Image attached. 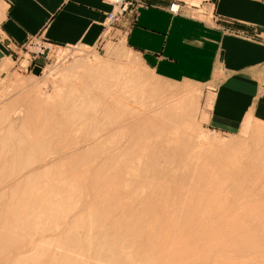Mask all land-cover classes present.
I'll use <instances>...</instances> for the list:
<instances>
[{
    "label": "rangeland",
    "instance_id": "obj_1",
    "mask_svg": "<svg viewBox=\"0 0 264 264\" xmlns=\"http://www.w3.org/2000/svg\"><path fill=\"white\" fill-rule=\"evenodd\" d=\"M41 44L47 52L37 72L24 70V63L0 77V99L8 101L0 111V211L26 210L28 196L59 193L71 199L53 203L63 204L43 217L47 224L40 213L48 206L37 207L41 220L15 230L24 240L14 241L10 250L0 245V264L15 245L25 248L40 235L51 234L50 240L60 233L64 239L47 240L41 246L46 252L36 250L29 264H44L58 253L76 264H101L100 259L102 264H264L263 121L246 117L231 130L208 125L210 83L157 74L144 55L126 46L115 26L92 48ZM101 67L104 71L96 73ZM152 134L163 136L150 139L157 138V146L149 141ZM138 148L146 153L144 160ZM19 195L26 201L19 203ZM2 219L4 230L20 225ZM68 234L84 247L71 244ZM41 237L38 242L47 239Z\"/></svg>",
    "mask_w": 264,
    "mask_h": 264
},
{
    "label": "crops",
    "instance_id": "obj_2",
    "mask_svg": "<svg viewBox=\"0 0 264 264\" xmlns=\"http://www.w3.org/2000/svg\"><path fill=\"white\" fill-rule=\"evenodd\" d=\"M167 2L145 0L123 16L115 29L126 46L161 76L210 83L208 125L231 130L246 117L264 122V0H200L175 15ZM109 8L104 0H0V77L24 63L37 72L41 56L22 58L34 35L50 46L92 48L105 35ZM6 104L0 99V111Z\"/></svg>",
    "mask_w": 264,
    "mask_h": 264
},
{
    "label": "bare ground",
    "instance_id": "obj_3",
    "mask_svg": "<svg viewBox=\"0 0 264 264\" xmlns=\"http://www.w3.org/2000/svg\"><path fill=\"white\" fill-rule=\"evenodd\" d=\"M189 7H194V5L191 4ZM107 30H108V29H105V33H107ZM97 68H98V67H97ZM93 69H94V68H93ZM103 71H104V70H103V68L101 67V68L97 69L96 73H101V72H103ZM96 115H97V114H96ZM74 116H75V115H74ZM93 117H95V116L93 115ZM99 117H100V116H99ZM99 117H98L97 121L95 120L96 122L92 121V122L94 123V125H96V123H97L98 121H100V118H99ZM152 117H153V116H152ZM149 118H150V117H149ZM153 118H154V117H153ZM153 118H152V119H153ZM88 119H89V118H88ZM155 119H157V118H154V120H155ZM145 120H146V119H145ZM148 120H149V119H148ZM101 121H102V120H101ZM129 121H130V120H129ZM157 121H158V120H157ZM82 122H83V121H82ZM108 122H109V121H108ZM119 122H120V121H119ZM127 122H128V121H127ZM158 122H159V121H158ZM89 123H90V122H89ZM99 123H101V122H99ZM104 123H105V122H104ZM116 123H117V122L115 121V124H116ZM136 123H137V122H136ZM143 123H144V122H142V124H143ZM105 124H106V123H105ZM105 124H104V125H105ZM108 124H109V123H108ZM111 124H114V122H112ZM111 124H110V125H111ZM120 124H121V122H120ZM123 124H124V122H122V125H123ZM129 124H130V123H129ZM129 124H128V125H129ZM137 124H138V123H137ZM140 124H141V123H140ZM147 124H148V123H147ZM159 124H161V127H162V128H165V126H167V125H163L164 123H162V121H160ZM92 125H93V124H92ZM97 125H98V123H97ZM106 125H107V124H106ZM117 125L119 126V124H117ZM124 125H125V124H124ZM124 125H123V127H124ZM138 125H139V124H138ZM148 125H150V124H148ZM154 125L156 126V124H154ZM168 125H169V124H168ZM120 126H121V125H120ZM120 126H119V128H122V126H121V127H120ZM126 126H127V125H125V127H124L123 130H125ZM130 126H132V125L130 124ZM135 126H136V125H135ZM145 126L147 127L146 123H145V125H144L143 127H142V125H141L142 128H144ZM171 126H172V125H171ZM109 128H110V127H109ZM119 128H118V130H119ZM134 128H135V127H134ZM166 128H167V127H166ZM168 128H169V127H168ZM115 129H116V128H115ZM128 129H130V128H128ZM151 129L155 130V128H153V127H152ZM109 130H111V128H110ZM116 130H117V129H116ZM121 130H122V129H121ZM126 130H127V129H126ZM130 130L132 131V129H130ZM140 130L144 133V131L147 130V128H145V130H144V129H143V130L140 129ZM111 131H113V133H114V135H115L114 130H111ZM128 131H129V130H128ZM148 131H150V130H148ZM99 132H100V131H99ZM122 132H123V131H122ZM142 132H140V133H142ZM146 132H147V131H146ZM146 132H145V135H146V136H148V135L150 136V135H151V134H149V133H148V135H147ZM156 132H157V130L154 132V135L159 134V135L161 136L160 133H158V132L156 133ZM174 132H175V131H174ZM174 132H173V133H174ZM127 133H128V132H127ZM150 133H151V131H150ZM173 133H172V134H173ZM122 134H123V133H122ZM110 135H111V134H110ZM137 135H138V134H137ZM159 135L153 137V134H152V136H151L150 138L148 137V138H149V141H150L151 138H155V137H159V139H163V136H162V138H160ZM119 136L121 137V135H119ZM109 137H110V136H109ZM142 137H143V136H142ZM180 137H181V136H180ZM85 138H86V137H85ZM85 138H84V139H85ZM100 138H101V137H100ZM84 139H83V140H84ZM153 140H155V142H154V141H152V142L156 144V140H157V138H156V139H153ZM143 141H144V140H143ZM145 141H147V140H145ZM149 141H147L148 144H150ZM175 141H176V140H175ZM127 142H128V141H127ZM150 142H151V141H150ZM152 142H151V143H152ZM81 143H82V142H81ZM147 143L145 142V144H147ZM141 144H142V143H141ZM145 144L142 145V147H144ZM76 145H77V144H76ZM81 145H83V143L80 144V145L75 146L74 148H77V147H79V146H81ZM152 145H153V144H152ZM157 145H158V144H156V145H154V146H157ZM173 146H174V145H173ZM142 147H141V152H143V151H142ZM148 147H149V146H148ZM148 147H147V148H148ZM150 147H151V145H150ZM125 148H126V147H125ZM128 148H130V147H128ZM139 148H140V147H139ZM139 148H138V150H139ZM147 148H146V149H147ZM151 148H153V146H152ZM78 149H79V148H78ZM80 149H81V148H80ZM153 149H154V148H153ZM130 150H131V149H130ZM148 150H149V149H148ZM157 150H158V149H157ZM73 151H74V152H77V151H75L74 149H73ZM122 151H123V153H124V152L126 151V149H124V150L122 149ZM127 151H128V150H127ZM133 151H134V150H133ZM145 151H146V150H145ZM154 151H155V150H154ZM261 151H262V150H261ZM129 152H130V151H129ZM139 152H140V150H139ZM141 152H140L141 157L139 156L140 158H142L143 155L146 154V153H145V154L142 155ZM149 152H150V151H149ZM159 152H160V151H159ZM170 152H171V151H170ZM127 153H128V152H127ZM143 153H144V152H143ZM147 153H148V152H147ZM151 153H152V152H151ZM156 153H158V152H156ZM171 153H172V152H171ZM77 154H78V152H77ZM135 155H136V154H135ZM135 155H134L133 157H135ZM136 156H137V155H136ZM145 156H146V155H145ZM145 156L142 158V160H144ZM152 156H153V155H152ZM139 157H136L137 160H139V159H138ZM136 158H135V159H136ZM130 159H131V158H130ZM132 159H134V158H132ZM140 160H141V159H140ZM152 160H153V157H152ZM187 160H188V159H187ZM187 160H186V161H187ZM131 161H132V160H131ZM154 161H155V160H154ZM147 162H148V161H147ZM182 162H183V161H182ZM145 164H146V163H145ZM154 164H155V163H154ZM155 165H156V164H155ZM162 165H163V164H162ZM129 166H130V164H129ZM129 166H128V168H129ZM145 166H146V165H145ZM153 166H154V165H153ZM157 166H158V165H157ZM157 166H156V167H157ZM138 167H139V166H138ZM44 168H45V167H44ZM130 168H131V167H130ZM132 168L134 169V167H132ZM144 168H145V167H144ZM189 168H190V167H189ZM140 169H141V168H140ZM231 171H232V170H231ZM156 173H157V172H156ZM26 175L29 176V174H26ZM30 176H31V175H30ZM30 176H29V178H30ZM145 177H146V176H145ZM32 179H34V178L32 177ZM27 180L29 181V179H26V181H27ZM30 180H31V179H30ZM38 180H39V179H38ZM35 181H37V177H35ZM35 181H34V182H35ZM62 181H63V180H62ZM37 182H39V181H37ZM65 182L67 183L68 181H65ZM23 183H26V182H23ZM29 183H30V181H29L27 184H25V186L28 185ZM31 183H33V181H31ZM39 183H41V182H39ZM39 183H38V184H39ZM49 183H50V182H48V183H46V184L49 185ZM63 183H64V182H63ZM20 184H21V182H20V183H19V182L17 183L18 187L20 186ZM36 184H37V183H36ZM36 184H35V185H36ZM44 184H45V183H44ZM46 184H45V187H44V185H42V187H43L44 189L46 188ZM21 185H22V184H21ZM39 185H40V184H39ZM58 185H59V184H58ZM62 185H63V184H62ZM66 185H67V184H66ZM18 187H17V188H18ZM42 187H41V188H42ZM15 188H16V186H15ZM17 188H16V189H17ZM16 189H15V190H16ZM19 189H20V188H19ZM19 189H17V190H19ZM22 189H24V188H22ZM49 189H50V190L53 189L54 192H55V191H56V192L60 191V190H59V189H60L59 187H58V191L55 190V189H57V188H54V185H51ZM120 189H121V188H120ZM10 190H11V189H10ZM15 190H14V191H15ZM17 190H16V191H17ZM24 190H25V189H24ZM66 190H67V189H66ZM68 190H69V189H68ZM22 191H23V190H22ZM46 191L50 192L49 190H46ZM56 192H55V193H56ZM62 192H63V191H62ZM14 193H15V192H14ZM18 193H20V192H18ZM18 193H16V194L18 195ZM70 194H71V193H70ZM17 195H16V196H17ZM61 195H62V194H61ZM61 195H60L59 193H58V195H52V196H50V197L45 196V195H43V197H36L37 195H34V196H35L34 198H30L31 196H30V197L28 196V197H26V198H27V202H28V200H29V201H31V203H30V204L27 203V204H29V205L26 204L27 207H28L26 210L24 209V211L21 210V211H18V212H12L11 209L8 210V206H7V209H6V210L4 209V211H0V214L2 213V214L0 215L2 218H3V217H4V218H5V217H9L10 220L13 219V216H15V217L18 218L17 221H15L17 218H16V219L14 218L15 220H12V221H11V224H14L15 222H16L15 224H17V222H19V224H20V225H19L20 228H19V226L16 225V226H17L16 229H14L15 226L12 225V226L14 227V228H13L14 230H10L11 227H10L9 230H8V228H7V230H4V228H2L3 226H2V227L0 226V227H1V230H0V245H2L1 247H2V248H5V250H10L9 247H12V246H13V242H14V241H15V242H16V241H21L22 237L24 236L23 233H21V230H22L21 228H22V226H23V227L27 226L26 228H28V225H30V224L32 225L33 223L35 224L36 222H39L41 219H42L41 221H43V219H45L46 224L49 223V222L46 221V220H48V219L43 218V217H46V215H50L49 212L52 213L53 211L56 212V210H58V207L60 206V203H62V202H60L59 204L56 203L58 206H57L56 204H53V203H55L56 200H57V201L62 200V198H64V197H61ZM64 195H65V193H64ZM20 196H21V195H19L17 198H19ZM70 196H71V195H70ZM32 197H33V196H32ZM23 198H24V199H23ZM23 198H21V200H25V201H26L25 197H23ZM66 198L68 199V197L65 196L64 199H66ZM70 199H71V198H70ZM70 199H68V200H70ZM19 200H20V198H19ZM19 200H18V201H19ZM21 200L19 201V203L21 202ZM34 202H35V203H34ZM65 202H66V201H65ZM19 203H18V204H19ZM21 203H22V202H21ZM32 203H34V204H32ZM48 204H51V205H48ZM62 204H63V203H62ZM19 205H20V204H19ZM15 206H16V207H19L17 204H16ZM40 206L42 207V209H43V208L46 209L45 206H48V207H49V208L47 207L48 210L46 209L45 211L38 210V211H40V212L42 211V213H40V214L42 215V216H41V217H42L41 219H40V217H39V213L36 212L37 209H41ZM2 207H3V206H2ZM20 207H21V205H20ZM37 207H39V208H37ZM3 208H6V207L4 206ZM3 208H2L1 210H3ZM36 208H37V209H36ZM19 209H20V208H19ZM89 209H90V208L87 209V212H88ZM48 211H49V212H48ZM89 211H91V214H94V213L92 212V209L89 210ZM46 212H47V213H46ZM95 212H96V211H95ZM56 213H57V212H56ZM66 213H67V212H66ZM78 213H79V212H78ZM89 214H90V212H89ZM89 214L87 213V215L90 216V218H93V215H92V217H91V214H90V215H89ZM64 215H65V214H64ZM77 215H78V214H77ZM81 215H82V212H81ZM106 215H107V214H106ZM10 216H12V218H11ZM103 216H104V215H103ZM103 216H102L101 218H103ZM49 217L51 218V220H53V217H51V216H47V218H49ZM78 217H80V215H79ZM78 217H77V218H78ZM2 218H1V219H2ZM50 218H49V220H50ZM101 218H99L98 220H100ZM1 219H0V220H1ZM37 219H40V220H37ZM108 219H109V218H108ZM2 220H3V219H2ZM4 220H5V219H4ZM35 220H36V222H35ZM98 220H97V223H98ZM8 221H9V220H8ZM8 221H7V222H8ZM13 221H14V223H13ZM64 221H65V220H64ZM107 221H108V220H107ZM45 222H41V224H42V223H45ZM3 223H6V222L4 221ZM3 223H2V224H3ZM37 224H38V223H37ZM41 224L38 225V227H39V226L41 227V226H42ZM55 224H57V223H55ZM31 225H30V226H31ZM10 226H11V225H10ZM69 226H70V225H69ZM69 226H68V227H69ZM38 227H37V228H38ZM40 227H39V228H40ZM68 227H67V228H68ZM31 228H32V227H31ZM39 228H38V229H39ZM42 228H44V226H42L41 229H42ZM45 228H46V227H45ZM45 228H44V229H45ZM17 229H18V231H19V229H21L19 233H21L22 236L20 235V236H21L20 238H19V236L14 235V232H15V230H17ZM28 229H30V228H28ZM48 229H49V227H48ZM69 229H70V228H69ZM2 230H3V231H2ZM32 230H33V229H32ZM1 231H2V232H1ZM8 231H9V232H8ZM39 231H40V233L43 232V230H40V229H39ZM57 231H59V230L57 229ZM57 231H56V233H57ZM70 231H71V230H70ZM70 231H69V232H70ZM6 232H8V233H6ZM22 232H24V230H23ZM49 232H50V231H49ZM81 232H82V231H81ZM97 232H99V230H97ZM106 232L108 233L107 228H106ZM34 233H35V231L33 230V234H34ZM50 233H51V232H50ZM56 233H52V234H56ZM11 234H13V236H12ZM38 234H39V233H38ZM57 234H58V233H57ZM62 234H63V233H62ZM93 234H94V233H93ZM50 235H51V234H50ZM50 235H48V236H50ZM68 235H69V239H70V238H73L70 234H68ZM25 236H26V235H25ZM30 236H31V235H30ZM48 236H42L43 238H44V237H47V239H44V240H43L42 237H41V235H40L42 241H39V242H38L37 240H39L40 237H39V239H37V240H35V241H32L33 239L31 238L32 240L30 239V241H32V242H30L29 245H27V247H25V248L20 247V245H22V244H20L18 248H16L17 246L15 245L14 248L17 249V250H15V252H12L11 256H10V255L8 256V258H7V260H6L7 262H5V264H6V263H7V264H29V261H30V260H33V257H34L33 255L36 254V250H39V248H40V249H41L40 251L46 252L45 250H42L43 248H41V246H43V245L47 242V240H49V239H48V238H49ZM52 236H53V235H52ZM52 236H51V237H52ZM54 236H55V235H54ZM54 236H53V239H54V240H57V242H59V241H60L59 237L62 238L63 235L61 236V233H60L59 235H56L57 237L59 236L58 238L56 237V239L54 238ZM70 236H71V237H70ZM33 237H34V236H33ZM35 237H36V236H35ZM23 238H24V237H23ZM51 239H52V238H50V240H51ZM53 239H52V240H53ZM58 239H59V241H58ZM62 239H64V238H62ZM62 239H61V243L64 241V240L62 241ZM66 239H67V238H66ZM69 239H68V240H69ZM22 240H24V239H22ZM50 240H49V241H50ZM68 240H67V241H68ZM71 240H72V239H71ZM71 240H69V241H71ZM82 240H83V239H82ZM69 241H68V242H69ZM73 241H75V242H73ZM15 242H14V244H15ZM68 242H66L67 244H66V243H64V244H66L67 246H68L69 243H71V242H73V243H71V244H74V243H75V246H76L77 244H79L78 247L80 248V250H81V248H83L84 245H85V243H84L83 245H81V244H82L81 242L77 243L78 241L76 242V240H75L74 238H73V240H72L71 242H69V243H68ZM82 242H83V241H82ZM85 242H86V241H85ZM113 242H114V241H113ZM48 243H49V242H48ZM106 243H107V242H106ZM46 244H47V243H46ZM50 244H52V243L50 242ZM50 244H49V246H50ZM108 244H109V242H108ZM108 244H107V245H108ZM111 244L113 245L114 243H111V242H110V245H111ZM17 245H18V244H17ZM102 245H103V244H102ZM102 245H101V246H102ZM104 245H105V244H104ZM104 245H103V246H104ZM110 245H109V247H108V246L102 247V250H103L104 248H106V247H108V249H109V248H110ZM112 245H111V246H112ZM116 245H117V244H116ZM22 246H23V245H22ZM44 246H46V245H44ZM64 246H65V245H64ZM67 246H66V247H67ZM72 246H74V245H72ZM72 246H71L70 248H71V249H72V248L75 249V246H74V247H72ZM68 247H69V246H68ZM96 247H97V246H96ZM96 247H95V249H96ZM114 247H115V246H113V248H114ZM117 247H118V246H117ZM119 247H120V246H119ZM121 247L123 248L122 245H121ZM7 248H9V249H7ZM44 248H45V247H44ZM70 248H69V249H70ZM100 248H101V247H100ZM113 248H112V249H113ZM122 248H121V249L119 248V251H120V250L122 251ZM45 249L48 250V248H45ZM76 249H77V248H76ZM85 249H86V247H85ZM85 249H84V250H85ZM87 249H88V251H89V252H88V251H87V252L90 254V252H91L90 250H91V249H90V250H89V248H87ZM95 249H94V250H95ZM97 249H98V252H100V251H99V248H97ZM3 250H4V249H3ZM100 250H101V249H100ZM117 250H118V248H117ZM123 250H124V249H123ZM75 251H77V250H75ZM78 251H79V249H78ZM85 251H86V250H85ZM85 251H84V253H85ZM82 252H83V251H82ZM92 252H94V251H93V248H92ZM92 252H91V253H92ZM95 252H96V251H95ZM37 253H38V252H37ZM62 253H63V252H62ZM79 253H80V251H79ZM45 254H46V253H45ZM55 254H56V253H55ZM60 254H61V253H60ZM100 254H101V253H100ZM37 255H38V254H37ZM58 255H59V253H58L57 255L49 256V258L45 259V260L43 261V263H44V264H76V263H77V262L74 261L75 258H73V257H72V258H69V257H71V256H70V255H68L69 257L66 256V253H65V255H64V254H63V255H59V256H58ZM93 255H94V254H93ZM38 256H39V255H38ZM98 256H99V254H98ZM39 257L41 258V256H39ZM108 257H109V256H108ZM36 258H37V256H36ZM92 258H93V257H91V259H92ZM98 258H99V257H98ZM37 259H39V258H37ZM73 259H74V260H73ZM39 260H41V259H39ZM105 260H106V259H105ZM98 261H99V260H98ZM106 261H107V260H106ZM106 261H105V262H106ZM39 263H40V262H39ZM99 263L102 264L101 259H100ZM107 263H108V262H107ZM30 264H31V262H30ZM36 264H37V262H36ZM79 264H80V263H79ZM81 264H94V263H91V262L88 261V262H82Z\"/></svg>",
    "mask_w": 264,
    "mask_h": 264
},
{
    "label": "built area",
    "instance_id": "obj_4",
    "mask_svg": "<svg viewBox=\"0 0 264 264\" xmlns=\"http://www.w3.org/2000/svg\"><path fill=\"white\" fill-rule=\"evenodd\" d=\"M109 5V10L106 12L104 16V20L102 23L103 29H109L123 18L125 14L133 13L137 8L143 7L145 0H104ZM187 0H168L166 4V11L170 14H179L182 8L189 7ZM41 42H44L38 36H31L26 40L22 47V53H27L28 57L37 58L40 56L46 57L45 49ZM45 43V42H44ZM47 44V43H45ZM49 45V44H48ZM47 52V51H46Z\"/></svg>",
    "mask_w": 264,
    "mask_h": 264
}]
</instances>
